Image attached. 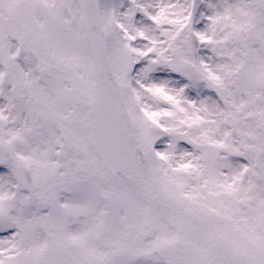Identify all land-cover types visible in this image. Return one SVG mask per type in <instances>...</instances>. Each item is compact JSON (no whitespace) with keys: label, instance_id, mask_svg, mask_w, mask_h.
<instances>
[{"label":"snow or ice","instance_id":"snow-or-ice-1","mask_svg":"<svg viewBox=\"0 0 264 264\" xmlns=\"http://www.w3.org/2000/svg\"><path fill=\"white\" fill-rule=\"evenodd\" d=\"M0 264H264V0H0Z\"/></svg>","mask_w":264,"mask_h":264}]
</instances>
